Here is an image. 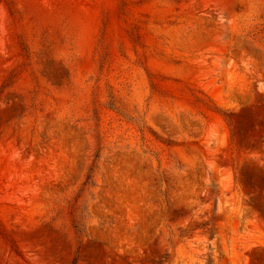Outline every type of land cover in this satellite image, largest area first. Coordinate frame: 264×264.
Returning <instances> with one entry per match:
<instances>
[{"label": "rangeland", "instance_id": "1", "mask_svg": "<svg viewBox=\"0 0 264 264\" xmlns=\"http://www.w3.org/2000/svg\"><path fill=\"white\" fill-rule=\"evenodd\" d=\"M0 264H264V0H0Z\"/></svg>", "mask_w": 264, "mask_h": 264}]
</instances>
